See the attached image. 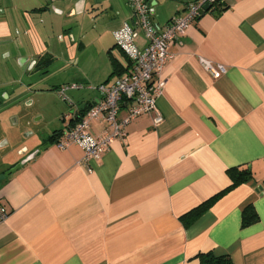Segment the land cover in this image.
Listing matches in <instances>:
<instances>
[{"label": "crops", "instance_id": "1", "mask_svg": "<svg viewBox=\"0 0 264 264\" xmlns=\"http://www.w3.org/2000/svg\"><path fill=\"white\" fill-rule=\"evenodd\" d=\"M194 1L150 0L151 18L165 25ZM125 23L135 24L127 0H0V148L17 147L3 140L27 74L46 91L84 85L66 91V126L67 115L95 104L101 93L89 86L127 71L114 37ZM170 50L157 100L162 122L134 119L126 139L98 159L50 142L0 174L9 211L0 220V264H201L209 251L264 264V0H219ZM201 58L227 72L214 77ZM104 127L93 121L90 132ZM231 167L252 176L185 226L182 215L231 184ZM250 203L259 220L242 226Z\"/></svg>", "mask_w": 264, "mask_h": 264}, {"label": "built area", "instance_id": "2", "mask_svg": "<svg viewBox=\"0 0 264 264\" xmlns=\"http://www.w3.org/2000/svg\"><path fill=\"white\" fill-rule=\"evenodd\" d=\"M127 1L132 6L135 24L125 23L114 32L117 46L129 61L127 71L111 84L90 85V88L100 91L101 98L87 109L80 120L75 121V112L67 115L69 123L57 141L61 148L71 144L80 146L84 151L85 161L100 158L109 150L114 140H125L127 125L134 119L144 114H153L155 123L163 121L164 116L158 108L157 100L165 86L162 72L173 58L170 46L186 34L191 24L201 16V10L206 4L213 6L217 0L191 2L185 15L175 16L165 25L152 20L150 0ZM137 27L143 31L147 40L143 48L135 43ZM200 61L214 77L227 72V67L223 64L213 66L204 58ZM83 87V84L77 83L65 85L59 89V94L67 100L68 89ZM122 108L127 111L124 118L119 117ZM93 121H100L105 125L97 136L90 132ZM8 213L7 208L0 204V220L5 219Z\"/></svg>", "mask_w": 264, "mask_h": 264}, {"label": "rangeland", "instance_id": "3", "mask_svg": "<svg viewBox=\"0 0 264 264\" xmlns=\"http://www.w3.org/2000/svg\"><path fill=\"white\" fill-rule=\"evenodd\" d=\"M73 69L75 68L67 67L66 70L69 73ZM54 81L56 80L52 79L50 83H55ZM43 85V82L39 83L28 74L24 77V83L18 84L21 96L14 101L17 103L11 105L12 112L9 114L6 138L3 140L6 147L13 143L17 146L26 142L30 146L42 144L49 133L66 126L62 114L72 102L69 92L66 93V100L56 89L46 91Z\"/></svg>", "mask_w": 264, "mask_h": 264}, {"label": "trees", "instance_id": "4", "mask_svg": "<svg viewBox=\"0 0 264 264\" xmlns=\"http://www.w3.org/2000/svg\"><path fill=\"white\" fill-rule=\"evenodd\" d=\"M219 0L216 1V3ZM215 3L211 7H214ZM210 9V10H211ZM115 71H117L115 69ZM89 108V107H88ZM87 108V109H88ZM87 109L83 110L79 117H76L75 121L80 120ZM74 121V122H75ZM62 135V130L55 131V138L53 142H57ZM228 174L231 178V184L214 194L207 200L203 201L201 204L181 216V220L185 226L191 225L199 216H201L207 209H209L217 200L228 193L230 190L243 183L252 176V172L249 168L231 167L228 169ZM259 220V214L253 204H248L244 207L242 212V226H248ZM201 264H235L231 256L228 254H216L212 251L202 252L198 255Z\"/></svg>", "mask_w": 264, "mask_h": 264}, {"label": "flooded vegetation", "instance_id": "5", "mask_svg": "<svg viewBox=\"0 0 264 264\" xmlns=\"http://www.w3.org/2000/svg\"><path fill=\"white\" fill-rule=\"evenodd\" d=\"M4 93H1L3 95ZM0 109L4 108V101L1 100ZM56 131V130H55ZM55 131L49 133L46 139L42 140V144L30 146V143H22L16 145L17 147L3 149L0 148V174H8L19 164L27 162L34 155L39 154L44 147L53 142L55 138ZM1 146V143H0Z\"/></svg>", "mask_w": 264, "mask_h": 264}, {"label": "water", "instance_id": "6", "mask_svg": "<svg viewBox=\"0 0 264 264\" xmlns=\"http://www.w3.org/2000/svg\"><path fill=\"white\" fill-rule=\"evenodd\" d=\"M211 4H206L204 8L201 10V16L204 15L206 12H208L211 9Z\"/></svg>", "mask_w": 264, "mask_h": 264}]
</instances>
